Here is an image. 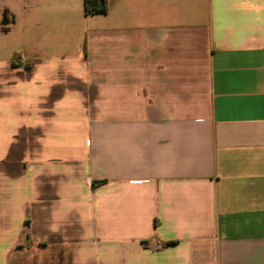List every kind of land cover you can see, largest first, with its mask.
Instances as JSON below:
<instances>
[{"label": "crops", "instance_id": "obj_1", "mask_svg": "<svg viewBox=\"0 0 264 264\" xmlns=\"http://www.w3.org/2000/svg\"><path fill=\"white\" fill-rule=\"evenodd\" d=\"M0 264H264V0H0Z\"/></svg>", "mask_w": 264, "mask_h": 264}, {"label": "trees", "instance_id": "obj_2", "mask_svg": "<svg viewBox=\"0 0 264 264\" xmlns=\"http://www.w3.org/2000/svg\"><path fill=\"white\" fill-rule=\"evenodd\" d=\"M87 15H102L107 13V0H85ZM172 244V242L168 243Z\"/></svg>", "mask_w": 264, "mask_h": 264}]
</instances>
